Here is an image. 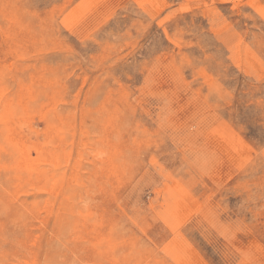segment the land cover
Returning <instances> with one entry per match:
<instances>
[{
    "label": "rangeland",
    "instance_id": "1",
    "mask_svg": "<svg viewBox=\"0 0 264 264\" xmlns=\"http://www.w3.org/2000/svg\"><path fill=\"white\" fill-rule=\"evenodd\" d=\"M0 264H264V0H0Z\"/></svg>",
    "mask_w": 264,
    "mask_h": 264
},
{
    "label": "bare ground",
    "instance_id": "2",
    "mask_svg": "<svg viewBox=\"0 0 264 264\" xmlns=\"http://www.w3.org/2000/svg\"><path fill=\"white\" fill-rule=\"evenodd\" d=\"M255 260V259H254Z\"/></svg>",
    "mask_w": 264,
    "mask_h": 264
}]
</instances>
